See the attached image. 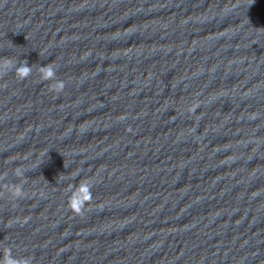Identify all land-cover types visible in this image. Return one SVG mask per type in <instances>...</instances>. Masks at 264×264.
I'll list each match as a JSON object with an SVG mask.
<instances>
[{"label":"clouds","instance_id":"obj_1","mask_svg":"<svg viewBox=\"0 0 264 264\" xmlns=\"http://www.w3.org/2000/svg\"><path fill=\"white\" fill-rule=\"evenodd\" d=\"M40 55V53H39ZM33 65V64H32ZM32 65L29 66L27 60H23L22 63L14 62L10 58H4L0 61V78L7 75L8 72L14 70V75L20 80L23 81L31 76L32 74ZM39 75L41 81H51L50 91L59 94L65 88V83L62 80L57 78V68L52 62L40 66ZM195 110L194 108L192 109ZM26 169L22 167H16L13 171V175L16 177H23ZM7 173L0 174V182H3L7 178ZM9 195L14 199L23 198V185L22 184H10L3 185ZM93 184L88 180H81L78 184L70 185L69 191L70 195L67 201L68 209L76 215H82L85 207L93 200L92 188ZM4 192L0 191V197H3ZM27 223V218L24 220ZM0 264H33V257L31 256H22L17 257L13 255V250L9 246H5L0 249Z\"/></svg>","mask_w":264,"mask_h":264}]
</instances>
